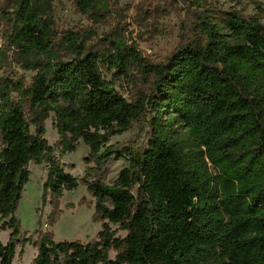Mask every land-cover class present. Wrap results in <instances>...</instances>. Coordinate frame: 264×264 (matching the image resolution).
I'll list each match as a JSON object with an SVG mask.
<instances>
[{
    "label": "trees",
    "instance_id": "obj_1",
    "mask_svg": "<svg viewBox=\"0 0 264 264\" xmlns=\"http://www.w3.org/2000/svg\"><path fill=\"white\" fill-rule=\"evenodd\" d=\"M73 2L95 24L115 25L97 37L60 29L54 0L0 5V224L12 231L0 240V264H13L20 244L16 214L32 164L47 166L50 227L80 187L102 225L88 243L57 242L40 218L33 264H264V7L217 21L189 8L174 48L154 63L128 43L118 0ZM140 121L139 146L110 145ZM81 142L89 156L79 179L56 153ZM112 153L128 166L107 185Z\"/></svg>",
    "mask_w": 264,
    "mask_h": 264
},
{
    "label": "rangeland",
    "instance_id": "obj_2",
    "mask_svg": "<svg viewBox=\"0 0 264 264\" xmlns=\"http://www.w3.org/2000/svg\"><path fill=\"white\" fill-rule=\"evenodd\" d=\"M121 13V29H123L129 44H136L139 49L152 62L163 61L174 48L180 26L185 18L186 11L191 8L206 13L217 21L220 16L229 11H238L246 16H259L258 7H264V0H118ZM4 0H0V5ZM54 13L57 25L62 30L79 29L86 33L93 29L97 37H103L115 25L116 17L106 24H95L76 9L73 0H54ZM96 39V38H95ZM13 72L24 74L13 67ZM34 74L25 73L28 81ZM111 79L110 75H106ZM127 99L132 97L131 87L119 89ZM145 124L143 121L135 123L133 127L121 136L114 137L110 143L112 146H139L145 136ZM46 139L51 146H55L59 135L54 127V120L50 118L46 122ZM61 160L67 173L82 179L85 174V159L89 156V149L81 142L74 153L61 156ZM128 166L125 157L118 153H112L104 165L102 179L107 185H112L118 179L120 172ZM31 177L25 186L22 200L18 207L17 219L21 225L20 244L17 246L13 264H33L37 256V248L33 245L37 241V230L41 218L42 231H52L57 242L82 241L88 243L95 239L102 230V225L94 222L95 204L93 197L87 192L86 187H80L77 191L66 193L61 199L60 209L62 216L55 227H50L48 218L51 213L49 205L43 207V185L47 176V166H30ZM114 230L117 227H113ZM12 231L2 229L0 224V240L7 244ZM121 237L125 233L118 234ZM30 239L29 243H26ZM114 258V254H112Z\"/></svg>",
    "mask_w": 264,
    "mask_h": 264
}]
</instances>
